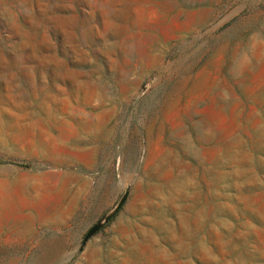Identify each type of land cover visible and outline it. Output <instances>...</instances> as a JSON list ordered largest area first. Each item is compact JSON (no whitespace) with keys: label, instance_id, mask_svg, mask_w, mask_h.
Segmentation results:
<instances>
[{"label":"rangeland","instance_id":"1","mask_svg":"<svg viewBox=\"0 0 264 264\" xmlns=\"http://www.w3.org/2000/svg\"><path fill=\"white\" fill-rule=\"evenodd\" d=\"M0 264H264V0H0Z\"/></svg>","mask_w":264,"mask_h":264},{"label":"water","instance_id":"2","mask_svg":"<svg viewBox=\"0 0 264 264\" xmlns=\"http://www.w3.org/2000/svg\"><path fill=\"white\" fill-rule=\"evenodd\" d=\"M125 200V197L121 200V202L118 205V208L123 204ZM98 229V225H95L94 227H92L85 235L84 239H83V243L85 244L93 235L94 233L97 231Z\"/></svg>","mask_w":264,"mask_h":264},{"label":"bare ground","instance_id":"3","mask_svg":"<svg viewBox=\"0 0 264 264\" xmlns=\"http://www.w3.org/2000/svg\"><path fill=\"white\" fill-rule=\"evenodd\" d=\"M172 197V196H171ZM164 198V197H163Z\"/></svg>","mask_w":264,"mask_h":264},{"label":"crops","instance_id":"4","mask_svg":"<svg viewBox=\"0 0 264 264\" xmlns=\"http://www.w3.org/2000/svg\"><path fill=\"white\" fill-rule=\"evenodd\" d=\"M177 127V126H176Z\"/></svg>","mask_w":264,"mask_h":264}]
</instances>
